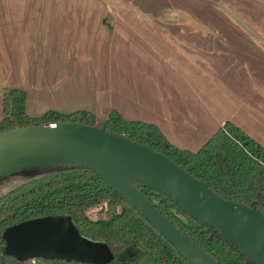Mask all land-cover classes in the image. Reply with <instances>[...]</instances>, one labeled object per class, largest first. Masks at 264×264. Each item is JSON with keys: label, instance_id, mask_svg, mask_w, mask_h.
<instances>
[{"label": "crops", "instance_id": "crops-1", "mask_svg": "<svg viewBox=\"0 0 264 264\" xmlns=\"http://www.w3.org/2000/svg\"><path fill=\"white\" fill-rule=\"evenodd\" d=\"M193 9L264 0H0V123L12 89L30 117L116 111L194 153L231 123L264 148L257 40L218 37Z\"/></svg>", "mask_w": 264, "mask_h": 264}, {"label": "trees", "instance_id": "trees-1", "mask_svg": "<svg viewBox=\"0 0 264 264\" xmlns=\"http://www.w3.org/2000/svg\"><path fill=\"white\" fill-rule=\"evenodd\" d=\"M24 91L4 90L0 133L54 123L85 125L148 147L172 161L219 197L264 215V148L235 125L227 123L198 152L172 146L155 125L125 120L113 111L99 121L88 111L47 112L30 117ZM42 176L10 189L0 197V264H191L163 233L88 167L59 159L38 171ZM132 184L218 264H257L239 240L185 213L170 197L136 179ZM99 209L97 220L88 213ZM69 217L80 236L103 242L113 258L104 263L66 258L31 257L19 261L7 252V230L46 218Z\"/></svg>", "mask_w": 264, "mask_h": 264}, {"label": "water", "instance_id": "water-1", "mask_svg": "<svg viewBox=\"0 0 264 264\" xmlns=\"http://www.w3.org/2000/svg\"><path fill=\"white\" fill-rule=\"evenodd\" d=\"M28 159H63L88 167L175 244L191 264L218 263L160 213L132 184V179L170 197L198 221L220 228L223 238L246 240L264 247V215L261 212L219 197L206 183L195 179L165 156L124 137L65 122L0 133V168H10ZM43 220L9 229L8 254L19 261L31 258L26 248L29 231L34 222ZM112 258L111 253L109 259L95 263L108 262Z\"/></svg>", "mask_w": 264, "mask_h": 264}, {"label": "rangeland", "instance_id": "rangeland-1", "mask_svg": "<svg viewBox=\"0 0 264 264\" xmlns=\"http://www.w3.org/2000/svg\"><path fill=\"white\" fill-rule=\"evenodd\" d=\"M195 10L197 9H193V20L204 21L210 32H215L218 37L255 39V51L257 54H264V9H198L199 13ZM54 162L28 159L16 162L10 168H0V197L10 189L42 176L38 171L52 166ZM98 211L99 209H92L88 216L95 221L99 218ZM10 230L5 233L8 240ZM241 244L257 264H264V247L246 240H242ZM26 248L29 257L42 255L92 262L105 261L111 254L103 242L81 237L69 217L34 222Z\"/></svg>", "mask_w": 264, "mask_h": 264}]
</instances>
